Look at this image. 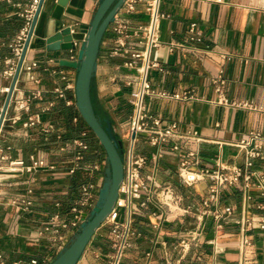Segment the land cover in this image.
<instances>
[{
    "label": "crops",
    "instance_id": "obj_1",
    "mask_svg": "<svg viewBox=\"0 0 264 264\" xmlns=\"http://www.w3.org/2000/svg\"><path fill=\"white\" fill-rule=\"evenodd\" d=\"M30 0H0V87L8 84L2 76L4 60L11 56L10 39L23 26L21 14ZM55 0H45L26 53V61H36L31 73L19 76L16 95L25 96L40 90V97L21 113L15 123L6 121L0 131V153L9 159L43 158L55 169L40 168L31 172L11 170L8 160L0 163V255L7 264L18 262L47 264L57 252V243L38 237V230L55 214L66 220L69 209L84 182L95 183L98 195L106 155L95 144L87 130L76 138L88 145L78 161L79 168L69 173L75 162V148L66 125L78 122L75 106V68L62 66L59 59H76V53L47 52L44 44L46 23ZM151 0H136L135 10L126 14L122 7L115 18L129 20V31L137 30L125 40L129 54L111 56L116 35L114 22L106 29L99 46L90 84L91 102L103 127L118 143L127 144L134 93L139 89V74L125 65L131 53L147 48L145 27L150 19L147 10ZM99 0H69L62 19L67 25L89 23ZM157 37L159 45L150 50L149 60L157 63L148 70L152 92L143 99L145 113L160 118L163 125L177 123L180 133H195L198 139H171L151 146L148 133H138L135 153L147 158L141 176L147 185L136 199L135 211L127 238L122 264H264V232L257 228L242 231L236 223L241 217L262 214L258 208L257 190H250L246 201L240 185L222 190L219 202L211 209L222 212L219 219L211 213L202 215V198L208 181L183 184L178 164L188 151H197L205 166L242 165L243 155L232 143L259 131L264 149V0H159ZM196 23L203 36L187 41L190 23ZM138 67L142 59L135 60ZM32 75L38 82L29 79ZM225 80L229 101H248L255 109L235 108L217 102L213 79ZM17 111L11 106L8 115ZM29 115H38L40 123L25 127ZM50 131L44 132L43 128ZM84 135L82 136V134ZM60 136V138H58ZM68 137V138H67ZM177 150H172L173 144ZM159 155L156 159L153 156ZM96 165V169L90 168ZM252 170L264 174V159H256ZM166 187L176 198L173 211L157 201V193ZM16 196L25 197L31 205L13 204ZM97 199V198H96ZM145 202L144 205L141 203ZM220 225V226H219ZM75 229L62 233L70 239ZM118 233L112 223L103 222L96 230L76 264H107ZM186 243L185 246L182 243Z\"/></svg>",
    "mask_w": 264,
    "mask_h": 264
},
{
    "label": "built area",
    "instance_id": "obj_2",
    "mask_svg": "<svg viewBox=\"0 0 264 264\" xmlns=\"http://www.w3.org/2000/svg\"><path fill=\"white\" fill-rule=\"evenodd\" d=\"M159 0H151L148 3L147 10L150 12V19L145 27H139L145 33L147 48L142 52H132L131 59L125 62L128 67L135 68L139 74V89L134 93V97L131 101L133 105V114L131 119L130 135L125 146L121 148V158L123 163V178L118 187L117 200L107 215L104 222L112 223L114 230L118 233V239L113 244V251L109 256L107 264H122L124 250L128 244L127 238L130 231V225L132 222V215L135 211L136 199L141 198L142 191L147 190V185L142 179L141 170L146 164L147 158L145 156L137 155L135 153V141L138 133H148L149 144L151 146H159L171 139H198L195 133H180L177 123H169L163 125L160 118L147 115L143 104V99L146 95L152 92L150 81L148 80V70L152 67H156L157 63L149 60L150 50L152 47L159 45L157 37V28L159 19L163 16L158 13ZM38 4V0H30L28 8L21 16L23 17V26L20 31L10 39L11 56L4 60V69L2 76L8 80V84L0 87V131L4 123L10 120L12 123L21 119V113L29 111L30 103L40 97V90H34L25 96L18 97L16 91L18 88L19 76L22 72L30 74L32 69L37 65L36 61L27 62L26 56L22 61L18 78L14 84L12 95L9 101V105L2 116V109L5 101L6 94L10 90V85L14 77L16 66L20 58L24 42L27 38L29 28ZM136 0H125L123 8L126 14H132L135 10ZM117 15V14H116ZM115 15V17H116ZM113 32L116 35L114 40V47L110 51V55L116 54H129V50L125 47V40L131 35H137L138 29L129 31V20L125 17L115 18ZM203 36L202 31L197 27L196 23H190L187 35V41L194 43L199 41ZM142 59L141 65L136 66L135 60ZM29 79L38 82L32 75H29ZM214 89L218 95L217 102L224 105H229L235 108L243 109H255V105L248 101H229L225 94V80L221 77L213 79ZM13 107L17 111V114L13 117L8 115L10 107ZM40 123L38 115H29L24 121L25 127H32ZM44 132L50 131L49 127L43 128ZM134 134V137H132ZM84 133L82 134V136ZM60 138V136H58ZM263 137L259 131H250L246 138H242L232 145L237 148V151L243 155L244 162L242 165H223L215 164L214 166L200 167L199 169H193L200 164V157L197 151H188L185 156L180 160L178 164V177L183 184L193 185L201 180H207V190L202 198V215L211 213L215 219H219L222 216V212L228 214L232 213L230 207H226L222 212L219 209H211L213 204L219 202L220 194L222 190L227 187H233L240 185L244 198L246 201L251 199L250 190L255 187L257 190V196L260 199L258 208L262 211V214L253 217H241L236 221L240 225L242 231L257 228L264 232V174L257 173L252 170L253 162L256 159H264V149L262 148ZM72 144L76 150L75 162L69 168V173H73L79 168L78 161L82 159V152L87 149V143L81 139L76 138L72 141ZM178 144L174 143L172 150H177ZM1 151V150H0ZM159 155L153 156L156 159ZM8 160V165L11 170H18L20 172H31L35 169L48 168L55 169L54 163H48L43 158L30 157V162L26 163L23 159H9L7 155L0 153V163ZM92 169H96V165H91ZM95 183L84 182L80 185L78 196L72 203L69 212L71 218L66 220L60 216V214L53 215L39 230L38 237L46 238L48 241L57 243L56 254L67 244L69 239L65 238L63 231L72 227L77 230L82 222V215L85 212H89L94 206L97 198L95 193ZM157 201L160 205L166 206L169 211H173L170 207L175 206L176 198L171 188L166 187L163 191L157 193ZM21 203L27 208L31 205V201L25 197L16 196L12 199L13 204ZM142 205L145 202L141 203ZM220 226V225H219ZM75 233V232H74ZM183 246L186 243H182ZM0 264H7L3 257L0 255ZM10 264H19L18 262H12ZM30 264H38L36 259L30 260ZM165 264H172L169 260H166Z\"/></svg>",
    "mask_w": 264,
    "mask_h": 264
},
{
    "label": "water",
    "instance_id": "obj_3",
    "mask_svg": "<svg viewBox=\"0 0 264 264\" xmlns=\"http://www.w3.org/2000/svg\"><path fill=\"white\" fill-rule=\"evenodd\" d=\"M68 1H54V7L46 23L45 49L50 53H76V59L62 58L58 60V63L62 66L75 68L77 71L74 85L75 106L79 116L101 145L106 155L107 166L104 170V178L94 206L89 212L83 213L82 222L75 233L47 264L77 263L96 230L103 224L113 208L118 197V187L123 178L120 146L111 138L95 114L90 97V84L96 66L101 39L107 27L114 21L115 15L122 8L125 0H99L89 23L72 25L65 24L62 19V14ZM44 2L45 0H38L10 90L5 97L2 116L9 105L14 84L18 78L22 61L26 56ZM1 121L2 119H0V125ZM132 137H134V134H132Z\"/></svg>",
    "mask_w": 264,
    "mask_h": 264
},
{
    "label": "trees",
    "instance_id": "obj_4",
    "mask_svg": "<svg viewBox=\"0 0 264 264\" xmlns=\"http://www.w3.org/2000/svg\"><path fill=\"white\" fill-rule=\"evenodd\" d=\"M78 122L76 124H67L66 129H67V133L69 134L68 137L70 139H73L74 137H78L81 133L82 130H87L88 134L91 136V138L93 139L95 144H99L98 140L95 138V136L93 135V133L90 131V129L87 127V125L84 123V121L81 119V117L78 115ZM67 137V138H68ZM94 143L92 142H88V145L93 146Z\"/></svg>",
    "mask_w": 264,
    "mask_h": 264
}]
</instances>
